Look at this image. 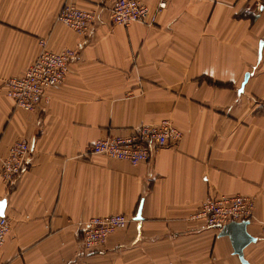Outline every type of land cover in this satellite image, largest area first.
<instances>
[{"label":"crops","instance_id":"0c3cea01","mask_svg":"<svg viewBox=\"0 0 264 264\" xmlns=\"http://www.w3.org/2000/svg\"><path fill=\"white\" fill-rule=\"evenodd\" d=\"M145 2L147 22L124 26L107 0H0V168L15 141L32 146L10 186L0 175L10 221L0 264H243L230 236L196 217L223 194L254 199L257 240L244 256L264 264V0ZM67 3L98 13L88 36L57 19ZM41 42L77 56L50 103L28 112L5 82ZM162 120L181 140L138 165L89 152ZM118 213L129 225L87 250L85 223Z\"/></svg>","mask_w":264,"mask_h":264},{"label":"built area","instance_id":"2783aa9c","mask_svg":"<svg viewBox=\"0 0 264 264\" xmlns=\"http://www.w3.org/2000/svg\"><path fill=\"white\" fill-rule=\"evenodd\" d=\"M110 20L114 24L128 26L134 22H147L150 7L145 0H107ZM167 0H161L158 10L166 7ZM263 3L258 1L253 15L261 12ZM57 19L76 31L79 35L88 36L92 26L98 19L96 11H87L74 4H65L59 11ZM43 49L37 59L27 67L21 76L6 80L5 88L18 108L33 112L39 107L47 106L51 97L49 90L61 86L68 74L71 62L76 58L75 49L66 48L59 52L48 50L41 42ZM183 133L172 125L169 120L159 123H143L132 133L125 136L99 138L92 142L88 149L90 153L101 154L110 158L126 160L133 165L151 158L153 152L169 143H177ZM32 151L28 140H17L9 148L8 154L1 160L0 175L10 186L19 176ZM197 218H204L208 227L221 231L225 225L232 222H256L254 199L247 195H221L205 199ZM132 221L126 214L96 216L85 223L83 246L91 250L103 246L108 237L118 229L125 228ZM264 233V221L259 222ZM10 230V221L5 215H0V251Z\"/></svg>","mask_w":264,"mask_h":264},{"label":"water","instance_id":"95a60500","mask_svg":"<svg viewBox=\"0 0 264 264\" xmlns=\"http://www.w3.org/2000/svg\"><path fill=\"white\" fill-rule=\"evenodd\" d=\"M249 77V74L246 75L245 80L242 84L243 89L245 82L247 81ZM7 200L3 199L0 201V215H5V208H6ZM140 213L138 215V218H140ZM248 221H242V222H232L224 226V228L220 231V235H228L231 238L234 251L239 256L240 260L243 264H250V262L245 258L244 256V248L251 242H254L257 240V237L253 236L248 231Z\"/></svg>","mask_w":264,"mask_h":264}]
</instances>
